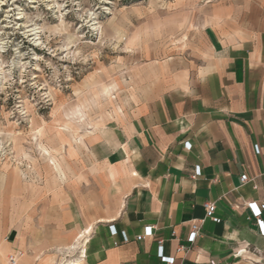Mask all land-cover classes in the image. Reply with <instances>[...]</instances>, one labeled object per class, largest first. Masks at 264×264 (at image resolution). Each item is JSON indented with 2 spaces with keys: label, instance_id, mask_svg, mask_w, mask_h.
<instances>
[{
  "label": "crops",
  "instance_id": "obj_1",
  "mask_svg": "<svg viewBox=\"0 0 264 264\" xmlns=\"http://www.w3.org/2000/svg\"><path fill=\"white\" fill-rule=\"evenodd\" d=\"M149 67L134 105L89 132L101 197L93 207L88 196L39 203L11 238L18 264H51L50 250L56 264L73 244L75 264H166L158 241L173 264H264V209L257 219L248 207L264 205V0L206 18L161 71ZM111 186L121 198L113 212ZM205 203L220 223L202 222L189 244ZM148 227L151 237L136 241Z\"/></svg>",
  "mask_w": 264,
  "mask_h": 264
},
{
  "label": "rangeland",
  "instance_id": "obj_2",
  "mask_svg": "<svg viewBox=\"0 0 264 264\" xmlns=\"http://www.w3.org/2000/svg\"><path fill=\"white\" fill-rule=\"evenodd\" d=\"M244 3L0 0V264L39 203L88 196L93 207L102 184L86 159L89 132L134 105L137 76L161 71L189 28ZM108 197L113 212L121 198L112 186ZM77 247L56 264L76 261Z\"/></svg>",
  "mask_w": 264,
  "mask_h": 264
},
{
  "label": "built area",
  "instance_id": "obj_3",
  "mask_svg": "<svg viewBox=\"0 0 264 264\" xmlns=\"http://www.w3.org/2000/svg\"><path fill=\"white\" fill-rule=\"evenodd\" d=\"M241 180V183H246L248 180H247V177L246 176H241L240 178ZM204 207V210H205V214H204V218L199 221L198 223H194L191 225L190 227V235L188 237V240L187 242L189 244H192L195 240V238L197 237L198 233H199V230H200V225L202 222H204L205 220H210L216 224H219L220 223V219L217 218L215 216V204L214 203H205L203 205ZM248 207L250 208V210L252 211V214L255 218H259L260 215H261V210L264 209V205H262L260 208H258L255 204H249ZM259 224L261 225V222H259ZM113 227H109V230L110 232L115 235L116 232L115 231H112ZM152 229L150 227L148 228H145L143 233L139 236H137L135 238L136 241H140L142 239H145V238H149L151 237L152 235ZM175 234L172 233V236H174ZM121 237L124 241V243H127L128 242V238L126 237V235L122 232L121 233ZM157 249H158V253H159V256H161V259H163L166 264H173V259L171 258H165V257H162V242L161 241H158L157 242ZM262 256L264 257V246H263V249H262ZM178 253L182 252L183 251V247L182 246H179L176 250ZM9 263L10 264H16V260L12 257L9 258Z\"/></svg>",
  "mask_w": 264,
  "mask_h": 264
},
{
  "label": "bare ground",
  "instance_id": "obj_4",
  "mask_svg": "<svg viewBox=\"0 0 264 264\" xmlns=\"http://www.w3.org/2000/svg\"><path fill=\"white\" fill-rule=\"evenodd\" d=\"M70 264H75V263L73 262V263H70Z\"/></svg>",
  "mask_w": 264,
  "mask_h": 264
}]
</instances>
